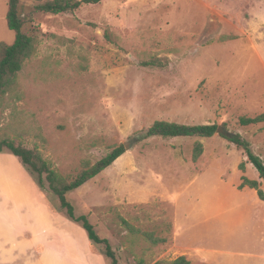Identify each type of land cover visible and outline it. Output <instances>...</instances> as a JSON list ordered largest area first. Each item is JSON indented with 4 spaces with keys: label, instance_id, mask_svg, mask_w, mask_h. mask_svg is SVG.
Listing matches in <instances>:
<instances>
[{
    "label": "rangeland",
    "instance_id": "1",
    "mask_svg": "<svg viewBox=\"0 0 264 264\" xmlns=\"http://www.w3.org/2000/svg\"><path fill=\"white\" fill-rule=\"evenodd\" d=\"M7 4L0 0V43L10 45ZM24 31L36 51L0 106L1 133L36 148L65 180L128 144L109 168L66 194L118 264L178 256L191 264H264V201L237 189L244 176L264 194V182L243 152L216 133L143 135L156 121L222 126L264 163V121L239 123L264 115V0H103L70 14L35 13ZM152 59L161 65L141 66ZM39 195L58 214L54 227L85 233L44 180L39 186L36 174L1 152L0 215L40 214L32 202ZM122 220L164 243L130 233Z\"/></svg>",
    "mask_w": 264,
    "mask_h": 264
},
{
    "label": "trees",
    "instance_id": "2",
    "mask_svg": "<svg viewBox=\"0 0 264 264\" xmlns=\"http://www.w3.org/2000/svg\"><path fill=\"white\" fill-rule=\"evenodd\" d=\"M103 0H8L6 25L7 28L14 32L15 39L12 44L7 45L0 43V106L6 94L16 87L18 74L24 65L32 58L36 51L35 38L32 33L25 32L33 20L35 13H44L50 15L70 14L77 11L82 5H97ZM24 7L30 8L27 13L23 12ZM159 59H152L149 62H142L143 67L160 66ZM264 121V115L255 118H240L239 123L242 126L254 125ZM215 125H181L169 123L165 121H156L144 131V138H210L216 133ZM227 140L235 145V147L243 152L247 161L253 166L258 173L259 178L264 182V163L261 158L255 155L250 144L241 138L240 135L233 134ZM4 150L8 151L18 159L31 173L38 176L39 186L44 180L49 190L58 198L59 208L66 217L78 223L87 234L90 242L95 246L102 247V255L108 259L109 264H118L107 239L100 238L95 232L93 225L88 221L87 216L81 215L76 217L73 206L67 201L66 194L73 192L90 180L97 177L104 170L109 168L119 157H121L125 148L123 145L114 147L104 157L96 161L90 167L82 169L75 177L65 180L56 170L52 161L36 148H26L16 139L2 134L0 130V153ZM202 154V146L196 147L192 161L196 162ZM239 171L244 173V164L238 166ZM244 187L255 190L260 201H264V194L259 189L258 183L249 180L244 176L240 178V184L237 189L242 190ZM122 224L132 234H139L143 239L151 244L164 243V238L154 237L149 232H140L132 228L125 220ZM154 264H191L184 256H178L171 261H160Z\"/></svg>",
    "mask_w": 264,
    "mask_h": 264
},
{
    "label": "crops",
    "instance_id": "3",
    "mask_svg": "<svg viewBox=\"0 0 264 264\" xmlns=\"http://www.w3.org/2000/svg\"><path fill=\"white\" fill-rule=\"evenodd\" d=\"M32 202L40 214L0 215V264H107L85 233L53 226L58 214L40 195Z\"/></svg>",
    "mask_w": 264,
    "mask_h": 264
},
{
    "label": "water",
    "instance_id": "4",
    "mask_svg": "<svg viewBox=\"0 0 264 264\" xmlns=\"http://www.w3.org/2000/svg\"><path fill=\"white\" fill-rule=\"evenodd\" d=\"M216 134L223 135L226 138H231L232 134L227 132L222 126H218L216 129ZM124 148L127 150L129 149L128 144H124Z\"/></svg>",
    "mask_w": 264,
    "mask_h": 264
}]
</instances>
